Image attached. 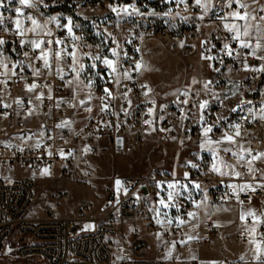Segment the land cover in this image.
<instances>
[{"label": "built area", "instance_id": "built-area-1", "mask_svg": "<svg viewBox=\"0 0 264 264\" xmlns=\"http://www.w3.org/2000/svg\"><path fill=\"white\" fill-rule=\"evenodd\" d=\"M201 1L29 0L33 5L29 7L19 0H0V40L4 41L0 44V168L19 167L25 173L15 179L0 177V264H197L147 258V242L135 228L134 242L124 246L125 254L119 257L110 243L120 221L140 217L138 195L152 181L150 177L123 180V195L93 227L88 226L92 220L82 216L29 215L35 176L59 167L62 176L73 179L76 139L59 130L72 108L66 81L52 86L49 67L41 57L44 49L25 40L21 31L22 24L30 25L38 15H57L58 33L46 49L64 61L74 57L77 22L92 30L95 21L104 17L111 31L121 32L112 57L84 77L86 87L109 110L94 123L88 150L96 149V142L114 139L115 151L123 152L117 138L121 125L114 122L128 111H132L133 127L139 133L154 130L158 142L189 140L209 129L206 135L212 139L233 132H256L264 137V59L254 58L249 47L242 46L245 43L236 28L225 27L233 21V13L264 21V0H220L208 13ZM102 6L101 15L84 10ZM208 27L210 32L205 31ZM156 36L173 39L178 49H198L212 74L203 90L181 88L174 96L163 97L158 108L141 76L143 41ZM230 71L245 75L234 79L228 76ZM40 117L45 121L31 126ZM256 161L264 167V148ZM239 166L240 176H218L211 158L205 157L187 170L193 177L209 175L206 180L214 202L258 196L264 203V189L256 187L264 179L248 177V160H240ZM244 185L251 187L242 190ZM114 198L111 192L109 200ZM259 238L264 240V225Z\"/></svg>", "mask_w": 264, "mask_h": 264}, {"label": "rangeland", "instance_id": "rangeland-1", "mask_svg": "<svg viewBox=\"0 0 264 264\" xmlns=\"http://www.w3.org/2000/svg\"><path fill=\"white\" fill-rule=\"evenodd\" d=\"M84 10L97 15L104 12L103 6L100 9L92 7ZM58 18L57 15H38L36 25L32 22L27 26L22 24L21 34L25 40H31L33 46L39 44L44 49L41 57L47 59L52 86L57 87L62 80L66 81L72 108L66 113L59 130L70 129L76 139L75 173L73 179H67L61 175L59 167H53L35 176V198L29 215L45 216L56 212L67 219L82 216L91 219L92 223L88 226L93 227L123 195V180L150 177L152 181L138 195L140 217L120 221L110 241L114 247L119 244L116 251L119 257L126 253L124 246L134 242L133 228L138 230L143 239L150 236L160 239L148 247L147 257L150 258V253L158 250L160 254L155 259L170 257L176 248L174 243L182 237L181 222L187 223L191 216L196 217V222L187 233L188 250L198 264L246 257L249 245H244L241 236L232 235L227 239L224 231L218 233L221 228L213 220L221 222V209H228L233 215H238L243 210V204H250L248 209H252L260 201L264 207L262 199L258 196L234 200L225 197L222 202H214L206 180L209 175L193 177L187 168L205 157L211 158L213 173L218 176H225L219 164L223 167L225 163L231 169V166L237 164L234 158L248 160L249 168L259 165L255 159L264 148L262 134L233 132L218 139L201 134L185 141L158 142L154 130L139 133L133 127L132 111H128L124 115L120 114L119 119L114 122L121 125L117 138L124 148L123 152L115 151L114 139L96 142V149L88 150L87 144L93 142L94 123L100 121L109 110L107 104L86 87L84 77L97 72L101 62L112 57L111 54L118 47L117 42H120L121 32L111 31L109 20L104 17L101 21H95L92 30L77 22L75 54L72 60L64 61L58 59L55 51L46 49L58 33ZM174 43L173 39L161 36L143 41L141 76L148 86L149 97L156 102L157 108L163 97H172L181 88L203 90L205 83L211 78L198 49H178ZM37 120L39 122L31 126L40 125L45 117ZM227 137H231V140ZM23 176L25 173L19 167L0 168V177L15 179ZM169 185L173 187L170 188ZM111 192L117 198L109 200ZM170 192L173 194L171 200L168 199ZM161 200L164 204L160 203ZM216 204H220V210L213 212L212 207ZM210 218L213 220L207 221ZM203 220L208 223V233L212 226L209 224L218 228L213 226L215 231L209 233V237L203 234L206 229ZM257 225L252 226L256 228ZM245 241L249 242V239ZM254 241L255 239H250V242ZM259 264L264 263L260 261Z\"/></svg>", "mask_w": 264, "mask_h": 264}, {"label": "crops", "instance_id": "crops-1", "mask_svg": "<svg viewBox=\"0 0 264 264\" xmlns=\"http://www.w3.org/2000/svg\"><path fill=\"white\" fill-rule=\"evenodd\" d=\"M220 0H202L201 1V6L204 11V13H208L209 10L219 2ZM233 21L228 24L229 27L236 28L241 35L242 40L244 41L245 44L248 45L252 55L256 59H264V21H257L255 17H248L244 18L243 20H238V16L232 15ZM207 29V28H206ZM208 32L211 31V28L208 27L207 29ZM245 32H247V35H245ZM211 74V73H210ZM245 75V72L239 73L235 71H230L228 73V76L238 79L240 77H243ZM212 78V74H211ZM210 78V79H211ZM204 88V87H203ZM58 102V100H57ZM45 121V120H44ZM75 126V123H74ZM68 132H70V129H67ZM241 159H236L234 158L233 160L237 162L236 165L228 167L225 163L223 164V167L220 166L223 170L222 174L225 176L233 175V176H240V166H239V161ZM195 164V163H194ZM193 164V165H194ZM192 166V165H191ZM217 168V167H215ZM214 169V167H213ZM220 170V169H219ZM239 173V175H237ZM221 174V173H220ZM248 177L249 178H264V167L261 165H256L254 167L249 168L248 171ZM256 187L258 188H263L264 189V180L259 181L256 184ZM252 204V203H251ZM250 204H243L240 212H238V215H233L230 210L228 209H221L222 215H221V222L217 223L215 222L212 218L207 219L208 220H213V222L220 227L221 229L219 230V234L221 232H225L227 239L228 237L234 236H241V239H243L244 245H249V254L246 257H241V259H235V260H217L215 263H210V264H226L230 262H236V263H241L243 261L244 264H259L260 261L264 263V241L260 240L258 237V231L259 227L264 225V207L263 204H261L260 201H258V205L252 209H248ZM211 210V209H210ZM220 210V204H216V206L212 207V211H217ZM249 212L254 213V216L247 215ZM244 215L245 219L242 220L241 216ZM196 217H190L188 222H181L180 224V229L181 235L180 238L174 243L175 251L172 253V255L166 259L163 260H158L155 259V256L160 254V251L158 250L157 252H151L150 253V258L147 257V252H146V257L152 260H157V261H194L198 264L197 260L191 255V253L188 250V242H187V233L189 229H192V226L194 222H196ZM204 221V220H203ZM204 224L206 225V229L203 231V234L209 237V233L211 234L212 230L209 231L208 233V228H207V222L204 221ZM257 225L255 228L252 225ZM212 225L209 227V230L214 228L216 225H213L212 223L209 224ZM235 225V226H234ZM254 230V231H253ZM218 233L216 235H218ZM112 237L110 238L111 241ZM147 241V246H151V244L157 240H160L158 237L150 236V237H145ZM245 239H249V242H246ZM250 239H255V241L252 243L250 242ZM168 243V242H167ZM257 245H259V251L257 250ZM113 246V245H112ZM119 244L115 246L116 251L118 250ZM147 247V249H148Z\"/></svg>", "mask_w": 264, "mask_h": 264}, {"label": "snow or ice", "instance_id": "snow-or-ice-1", "mask_svg": "<svg viewBox=\"0 0 264 264\" xmlns=\"http://www.w3.org/2000/svg\"><path fill=\"white\" fill-rule=\"evenodd\" d=\"M199 2H200V0H197V3H199ZM19 3H20L21 5H24V6H29V7L33 6V5L30 4L29 0H19ZM2 6H3V5H0V7H2ZM240 7L243 8V7H246V6L243 5V4H241ZM114 10H115V9H114ZM16 11H17V13H20V12H21V9L17 8ZM233 15H234V16H238L240 19H244V18H245L244 16H241L239 13H233ZM29 19H31V17H29ZM16 23H17V27L19 28V27H20V22H19V20H18ZM32 23H33V25H36L37 22L33 19V20H32ZM225 27H229V26H228V25H225ZM233 27H235V26H233ZM32 30H34V29H32ZM229 30L231 31L232 29L229 28ZM245 35H247V32H245ZM236 38L238 39V37H236ZM3 42H4L3 40H0V44H2ZM35 46H36V47H39V44H36ZM242 46H243V47H248L247 44H243ZM225 48H228V45H225ZM229 55H231V52H229ZM105 63H106V64H110L109 61H105ZM45 64H47V59H46V58H45ZM138 67H139V66H138ZM113 71H115V69H113ZM32 87H35V85H33ZM201 107H203V105H201ZM209 130H210V129H209ZM209 130H206V133H205V134H207V131H209ZM238 134H239V133H237V135H238ZM227 139L231 140V137H227ZM237 175H239V173H237ZM117 183H119V181H117ZM169 187L171 188V187H173V186H172V185H169ZM244 187H249V188H250L251 185H244V186H242V190H243ZM172 196H173V194L170 192V193L168 194V199L171 200V199H172ZM160 203H161V204H164V201L161 200ZM190 215H192V214L190 213ZM247 215L254 216L255 214L252 213V212H249ZM241 219L244 220V219H245V216L242 215V216H241ZM253 231H254V230H253ZM257 250L259 251V245H257Z\"/></svg>", "mask_w": 264, "mask_h": 264}]
</instances>
